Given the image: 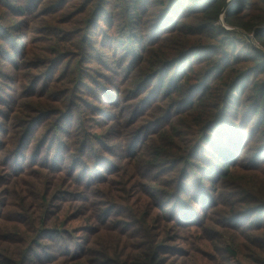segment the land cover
<instances>
[{
	"label": "rangeland",
	"instance_id": "1",
	"mask_svg": "<svg viewBox=\"0 0 264 264\" xmlns=\"http://www.w3.org/2000/svg\"><path fill=\"white\" fill-rule=\"evenodd\" d=\"M169 1L149 0V16L137 11L141 17L134 21L139 23L135 30H128L125 19L120 20L124 18L123 10L115 13L113 8H105L104 0H0L1 242L11 235L15 224L26 225V229L34 224L36 212L44 206L49 213L39 223L45 224H50L53 214L62 207L63 230L73 240L68 248L77 255L88 251V257L94 258L97 247H108L111 234L106 232L117 231L121 235L127 234L125 230L131 232L132 225L116 214L130 218L136 210L132 204L138 199L137 193L150 191L149 186L155 185L135 171L126 172L135 158L143 155L139 147L142 139L128 133L131 128L128 117L137 108L134 99L139 92L132 85L128 64L135 66L147 46L142 52L143 46L137 43L138 49L134 48L133 52L138 56L131 58L122 35L166 32L179 16L192 17L193 10L200 9L208 0H189L190 8L186 1L180 8L170 7ZM111 4L120 6L117 0ZM20 6L23 13L18 11ZM67 6L68 14H55ZM112 13L119 14L117 21H109ZM191 23L192 27L197 26L192 18L184 24ZM218 25L234 30L241 56L246 53L240 42L249 41L261 49L252 35L226 26L222 16L214 26ZM123 60L127 65L121 66ZM75 117L77 121L73 122ZM137 131L139 135L141 129ZM111 174L116 175L110 179ZM121 174L123 179L119 177ZM75 186L81 191L75 192ZM58 191L64 194V203L54 195ZM227 195L229 192H224V199ZM43 196H48V201ZM102 210L104 224L95 219ZM225 210L229 208L217 205L209 211L210 230L174 229L172 234L176 239L166 245L168 263L186 264L187 256L191 255L195 260L192 264H249L247 259L236 262L233 257L236 248H228L238 223L224 220ZM198 213L200 224L205 218ZM37 224L38 220L30 229L36 232L35 236L31 235L33 240H37V230L41 228ZM121 235L116 236L124 237ZM135 236L130 235V242H137ZM243 236H251L250 231L241 232L240 243H236L246 252L249 245ZM96 241L97 246L92 247ZM64 250L62 247L55 251L41 249L40 257L54 256L50 258L54 261L58 251ZM260 264H264L262 255Z\"/></svg>",
	"mask_w": 264,
	"mask_h": 264
},
{
	"label": "trees",
	"instance_id": "2",
	"mask_svg": "<svg viewBox=\"0 0 264 264\" xmlns=\"http://www.w3.org/2000/svg\"><path fill=\"white\" fill-rule=\"evenodd\" d=\"M104 1L105 8H113L115 13L123 10L120 20L125 19L128 30H135L139 23L134 21L141 17L137 11L150 14L149 0H117L119 7H114L112 0ZM183 1L189 2L170 0L169 4L180 8ZM23 9L20 6L18 11L23 13ZM69 10V6L63 7L55 14H68ZM193 12L192 17L179 16L166 32L122 35L131 58L138 56L133 52L138 49L135 45L143 46L142 52L147 46L135 66L128 61L132 85L139 89L134 99L137 108L128 117V133L142 139L139 147L143 155L135 158L126 172L135 171L155 185L137 193L132 204L136 210L130 218L116 214L132 225L131 232H106L111 234L108 247H97L94 258L88 257V251L77 255L68 248L73 240L63 230L62 207L53 214L54 220L45 224L39 223L49 213L44 206L36 212L37 225L41 224L37 240L31 237L36 232L30 231L36 220L27 229L15 224L11 235L0 241V264H169L166 245L176 239L174 229L210 230L212 220L207 216L217 205L229 208L222 214L224 220L238 223L228 246L236 248V262L247 259L249 264H260V255L264 256V52L249 41L240 42L246 53L241 56L234 30L214 25L222 16L226 26L252 35L264 51V0H208ZM117 17L119 14L112 13L109 21H117ZM190 18L196 27L184 24ZM124 64L126 60L121 66ZM138 167L141 170L137 171ZM119 177L124 178L123 174ZM77 189L75 186V192L81 191ZM226 191L229 195L224 199ZM54 195L62 203L66 201L59 191ZM43 199L48 201V196ZM198 211L205 218L200 224ZM102 215L103 210L95 219L104 224ZM246 230L251 236L242 237L249 245L245 252L236 243ZM131 234L136 235V243L130 242ZM96 246L97 241L92 247ZM58 247L65 250L58 251L57 260L40 257L41 249L55 251ZM187 259L186 264L195 261L191 255Z\"/></svg>",
	"mask_w": 264,
	"mask_h": 264
},
{
	"label": "water",
	"instance_id": "3",
	"mask_svg": "<svg viewBox=\"0 0 264 264\" xmlns=\"http://www.w3.org/2000/svg\"><path fill=\"white\" fill-rule=\"evenodd\" d=\"M226 8H227V7H225V8L223 9L222 14H224V12L226 11ZM246 38H248V40H250L249 37H246ZM259 50H260L261 52H264L262 49H259Z\"/></svg>",
	"mask_w": 264,
	"mask_h": 264
}]
</instances>
